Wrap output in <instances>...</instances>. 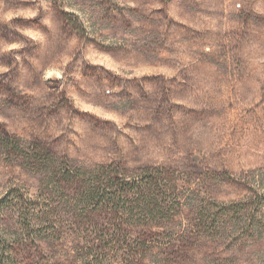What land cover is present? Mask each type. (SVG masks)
<instances>
[{"label": "rangeland", "instance_id": "rangeland-1", "mask_svg": "<svg viewBox=\"0 0 264 264\" xmlns=\"http://www.w3.org/2000/svg\"><path fill=\"white\" fill-rule=\"evenodd\" d=\"M0 134L178 186L174 217L101 241L95 261L66 220L43 264H264V233L229 221L264 194V0H0ZM27 170L0 147V200L37 193ZM203 204L227 209V229L196 228Z\"/></svg>", "mask_w": 264, "mask_h": 264}, {"label": "trees", "instance_id": "trees-1", "mask_svg": "<svg viewBox=\"0 0 264 264\" xmlns=\"http://www.w3.org/2000/svg\"><path fill=\"white\" fill-rule=\"evenodd\" d=\"M18 142L8 134H0V147L22 159L27 171L37 177L38 191L31 196H4L0 200V218L12 213L21 230L12 241L0 233V264H43L42 257L40 261L37 258V249L42 242L60 238L66 220L72 221L80 237L89 238L88 243L90 238L97 240L89 244V255L95 261L93 254L106 250L101 241L119 240L121 234L129 235L134 229L158 226L182 207L175 177L166 169L147 168L128 176L107 165L83 168L40 142L27 147ZM234 209L230 226L250 236L264 233V194L256 192L250 202ZM224 214L228 216L226 208L211 210L203 204L197 213L196 228L213 233L225 230L228 222ZM130 250L127 246L126 252ZM124 264L135 263L125 260Z\"/></svg>", "mask_w": 264, "mask_h": 264}]
</instances>
